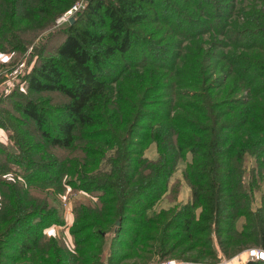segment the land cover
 Wrapping results in <instances>:
<instances>
[{
    "label": "trees",
    "instance_id": "1",
    "mask_svg": "<svg viewBox=\"0 0 264 264\" xmlns=\"http://www.w3.org/2000/svg\"><path fill=\"white\" fill-rule=\"evenodd\" d=\"M61 1L56 5H63V12L78 0ZM173 1L87 0L80 21L68 24L66 36L54 55L27 74L28 92L58 93L67 99L56 114L45 111L30 99L17 104L16 111L35 125L49 148L69 150L75 143L86 141L95 146L84 151L93 158L91 164L100 161L94 153L100 159L104 157L106 151L98 150L101 144V149L116 147L118 156L113 161L112 157L106 160L112 164L107 173L109 179H91L87 169L66 161L49 159L33 163L25 160L22 178L26 185L34 186L30 188L63 189L62 179L75 175L76 181L69 180L72 189L87 193L91 200L73 207L71 233L77 250L72 255L65 249H54L57 242L53 239L52 244L46 246L48 249L43 245L46 242H41L44 230L61 221L55 208L49 207L46 201L38 204L34 199L26 200L20 190L3 194L0 243L16 242L27 247L23 259L26 253L34 251L41 257L38 264H99L96 259L103 254L105 238L102 234L111 229L116 220L121 226L114 229L109 257H115L122 247L141 253L147 239L160 243L161 238H149L145 234L157 230L147 214L165 194L169 177L180 160L185 161L183 177L191 189L190 200L164 224L163 239L171 237L168 231L174 230L190 243L196 241L198 246L204 243L208 248L209 232L213 228L216 233L221 232L219 227L224 223L227 228L223 234L229 240L225 243L230 245L226 254L237 253L245 246L264 250V205L256 210L252 208L253 189L258 188L264 173V60L246 57L256 51L263 54L264 59V6L260 10L252 7L250 14H241L243 23L233 21L223 26L229 17L228 4L223 7L219 0H182L186 2L184 6H177ZM261 2L264 5V0ZM194 16L206 20L197 22L200 18L193 20ZM151 22L165 26L169 32L192 43L190 48L196 50H199L195 43L200 38L199 33H217L224 39L218 40L222 42L216 47L228 51L223 55L215 54L211 46L205 60L204 53L198 51L199 60L192 55L195 50L187 47L178 69L171 59L173 45L160 47L137 32V28ZM213 59L225 63L219 65L216 77L211 74L218 66L213 65L206 72L202 69L204 61ZM142 69L174 74L177 78L173 80L170 76L172 80L165 88L174 89L170 97L178 101L153 104L163 105L165 110L158 112L155 106L148 111L145 106L138 109V105L122 95L115 97L112 113L109 114L105 106L103 111L99 110L97 102L105 98L113 85ZM150 73L159 77L158 81L164 78L163 74ZM230 75L234 76L233 83L229 82ZM133 76H137V85L141 86L142 79L138 78L141 74ZM182 85L193 92L182 94ZM242 86L246 92L243 99L238 97ZM128 95L138 96V91L134 88ZM106 114H109L107 119ZM100 124L104 127L98 128ZM131 138L143 145L154 142L158 157L152 161L141 158L132 149L136 143ZM248 161L252 166L246 174ZM16 163L22 165L19 159ZM244 178L248 182H244ZM18 184L12 186L13 191L14 187L19 189ZM52 190L48 197L53 195ZM25 208L27 210L23 211ZM126 211L139 219L134 221L133 216H125ZM124 222L133 224L134 228L122 229ZM209 249L206 254L214 258L215 253ZM48 250L47 260H43L41 251ZM94 259L95 262H91Z\"/></svg>",
    "mask_w": 264,
    "mask_h": 264
},
{
    "label": "rangeland",
    "instance_id": "2",
    "mask_svg": "<svg viewBox=\"0 0 264 264\" xmlns=\"http://www.w3.org/2000/svg\"><path fill=\"white\" fill-rule=\"evenodd\" d=\"M59 2L63 1L0 0V206L1 201H3V194L8 195L10 192L12 194V192L18 190H20V193L24 195L26 200L34 199L38 204H43L46 201L49 207L56 209L57 216L61 221L59 224L52 225L44 230V237L41 238V242H46L43 244L46 248V246L52 244L51 240L53 239L57 242V246H52L54 249H65L70 254L75 255L77 246L75 244V237L71 233V228L74 223L73 207L76 203H88V199L89 201L91 200L88 197L89 195L83 191L72 189L69 180L76 181L77 177L75 175L71 177L67 176L62 179L63 189L59 187L57 188L58 190L56 189V191H53L55 189L54 186L51 187L53 190L47 188L48 190L44 189V191L30 188L34 186L29 187L22 178V176H24L23 169L26 167L25 160L28 159L33 163L46 162V160L48 161L49 159L57 162L66 161L67 164L72 163V165L77 168L83 167L87 169L91 179H94V177H96L95 179L103 177L108 178L107 173L112 168V164L110 161L106 163V160L111 157L114 158L112 161L117 159L118 154L116 152V147H112L108 150L105 148L101 149V144L98 150L106 151V153L101 159L99 155L94 153V156L99 158L100 161L91 164L93 158L84 153V151L89 147L95 146L89 145L86 141H81L75 143L74 147L69 150L49 148L42 141L35 125L16 111L17 104L27 99L39 103L45 111H50L55 114L59 113L58 110L67 103V99L58 93H30L27 91L25 84L26 76L31 69L37 67L46 58L54 55L56 48L62 43L66 36L68 24L70 22L73 23L75 20L80 21V16L87 0H78L75 4L71 5V8L63 12H61L63 5H59V7L56 5L59 4ZM219 2L223 7L225 4L229 6V17L223 23V26H225V23L230 25L233 21L234 24L243 23L245 20L242 15H244V13L250 14L252 12V7L260 10L263 9L264 6L261 0H219ZM173 3L177 6H184L186 2L174 0ZM188 6L191 7L190 4H188ZM196 18H200L197 22H204V20H206L205 17L201 16H194L192 19L197 20ZM151 19L153 20V17H151ZM167 29L168 28L163 25L151 22L136 30L140 34L148 36L160 47H164L167 44L173 45L174 48L171 50L174 55L171 59L179 66L178 69H180V57L184 56L185 50L187 47L190 48V44L192 43L177 37ZM226 29H228V27H226ZM197 37H200V40L197 39V41H195L199 50L194 49V47L190 49L192 51L195 50V53L192 55L196 56L199 60L200 55L198 51L204 53V60L205 57L206 59L208 58V54L212 49L213 53H222V55L228 51L216 47L220 45L219 42L223 41L224 38L222 35L205 32L199 33ZM211 46H213L212 49ZM246 57L252 60H255V58L262 61L264 60L263 54L256 51L249 53ZM215 62V59H213L209 62L204 61V63H202V69H204L205 72L208 70L207 68L211 69L213 65L218 66V69L215 67L211 74L212 77H216L217 74H219L220 64L225 65L224 61L221 60L220 62ZM225 67L227 68V64ZM150 72L159 75L163 74L162 76L164 78L158 81L159 77L155 78ZM135 74H141V76L138 77L142 79L141 86L137 85L139 80H137V76H133ZM170 76L171 75L166 71H157L155 69H149L148 71L143 69L138 70L137 73L128 75V77L123 78L119 84L111 87L105 98L97 102V105L99 104L100 107L99 110L103 111L105 106L107 110L109 109V114L112 113L115 97H121L122 95L129 98L133 102V105H138L136 106L138 109H144L143 107L145 106L148 108V111L150 108H155L156 105L153 104L177 102L178 98H174L173 96L170 97L173 95L174 89L165 88L167 83L177 78L174 74L171 76L172 79ZM152 79H156V81ZM178 80L183 82L184 79L178 78ZM233 81L234 76L230 75L229 82L233 83ZM229 82L228 85L230 84ZM238 84L240 85V83ZM134 88L138 91V96L128 95L129 90L134 91ZM180 88L184 90L182 94L193 92L191 88H187L185 85H182ZM242 88L243 86L240 90H242ZM241 92V94H238V97L243 99L246 96V92L243 90ZM146 95V99H143V96ZM166 99L169 101H165ZM184 100L187 99L185 98ZM162 106L163 105H157L155 110L158 112L165 110ZM109 114H106L104 118L107 119ZM134 114L135 110L133 115ZM128 120H130L129 122L133 121L131 116H128ZM103 127L104 124L98 126V128ZM131 140L136 143L138 139L131 138ZM132 149L138 152L141 158L148 161L155 160L158 157L157 145L152 141L144 145L137 142ZM17 159L20 160V164L22 165L16 163ZM251 166L252 163L248 161L245 167L246 174L249 173ZM184 168L185 161H178L169 177L165 194L147 214L149 218L153 219V226L155 225L157 230L146 231V236L149 235V238L155 236V239L158 237L163 241L160 240L161 242L159 243L154 239H147L145 245H143L141 249V253H138L137 250L132 251L122 247V249L119 248L115 257H109L111 239L115 234L114 229L121 226L120 221L116 220L112 228L106 230L102 234L105 238L104 244L102 245L103 254L99 259H96L99 264H157L161 262L160 260H162V262L175 260L180 264H245L251 260L261 261L259 255L260 253H264V250H259L251 246H245L237 253L226 254L230 250V245L225 243L228 238L223 234L227 228L224 223L219 227L221 232L216 233L214 228L212 232H209L208 248L215 253L214 258L206 254V250L208 249L206 248L207 245L203 243L198 246L196 241L190 243L188 238H185L180 232L169 230L168 234L171 237L163 239L164 224L175 212L190 200L191 189L183 177ZM243 180L244 182H248L246 178ZM17 183H19V189L14 187L13 191L12 186ZM258 185V188L253 189V210L264 205V173ZM50 190L53 191L51 192L53 195L48 197L47 194H49ZM91 203L96 204L95 202ZM26 210L27 208L23 211ZM198 213L197 211V214ZM124 214L129 217L133 216L131 214L129 215L127 211ZM132 218H134V221L139 219L136 215L131 217V219ZM133 226V224L130 225V223L124 222L122 224V229H132L134 228ZM238 227L240 228V224H238ZM120 238L124 239V236L121 235ZM1 245L0 243V264H38L40 254L34 251L32 252L33 254L31 252L26 253V259H23V252L27 250V247H21L18 243H10L9 241L7 244ZM158 248H161L162 252H159ZM48 252L49 250L41 251L43 260H47ZM250 252L254 254L253 259L247 257V254ZM256 253H258V257ZM91 262L94 263L95 259Z\"/></svg>",
    "mask_w": 264,
    "mask_h": 264
},
{
    "label": "built area",
    "instance_id": "3",
    "mask_svg": "<svg viewBox=\"0 0 264 264\" xmlns=\"http://www.w3.org/2000/svg\"><path fill=\"white\" fill-rule=\"evenodd\" d=\"M256 256L258 257V253H256ZM247 257L253 259L254 254L252 252H250L247 254ZM259 259L264 262V253H260ZM251 261H253V260H251ZM157 264H180V263H178L175 260H167V261L159 262Z\"/></svg>",
    "mask_w": 264,
    "mask_h": 264
}]
</instances>
